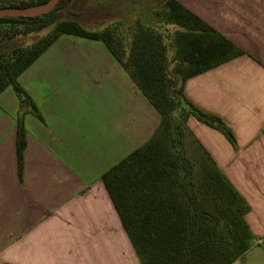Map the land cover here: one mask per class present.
I'll return each instance as SVG.
<instances>
[{
  "label": "crops",
  "instance_id": "crops-1",
  "mask_svg": "<svg viewBox=\"0 0 264 264\" xmlns=\"http://www.w3.org/2000/svg\"><path fill=\"white\" fill-rule=\"evenodd\" d=\"M178 1L243 51L183 85L235 146L193 116L185 124L249 206L251 244L232 264H264V0ZM17 81L42 119L10 86L0 93V264H142L101 175L150 138L159 113L98 40L60 35Z\"/></svg>",
  "mask_w": 264,
  "mask_h": 264
},
{
  "label": "trees",
  "instance_id": "trees-1",
  "mask_svg": "<svg viewBox=\"0 0 264 264\" xmlns=\"http://www.w3.org/2000/svg\"><path fill=\"white\" fill-rule=\"evenodd\" d=\"M0 1V8H26L48 0ZM70 2L58 0L39 15L0 17V50L7 40L33 35L29 44L0 55V93L10 86L19 105L42 119L18 75L60 35L101 41L160 115L150 138L101 175L142 264H232L242 258L252 239L244 220L249 206L195 140L186 119L193 116L233 146L235 139L221 118L183 94L189 77L242 55V49L178 0H163L145 19L96 30L66 15ZM168 25L170 34L160 31ZM22 114L15 133L19 170ZM183 131L195 144L191 151Z\"/></svg>",
  "mask_w": 264,
  "mask_h": 264
},
{
  "label": "rangeland",
  "instance_id": "rangeland-1",
  "mask_svg": "<svg viewBox=\"0 0 264 264\" xmlns=\"http://www.w3.org/2000/svg\"><path fill=\"white\" fill-rule=\"evenodd\" d=\"M163 0H71L65 8L66 15L75 17L85 28L90 30L102 29L110 23L135 20V18L145 19L148 13L153 14L154 10L160 7ZM6 2V1H5ZM3 3V1H0ZM125 27V26H124ZM173 27L168 25V29L160 28V31L172 32ZM33 35L16 37L5 41L4 47L0 50V55L4 49L15 45H27ZM5 54V53H4ZM183 141L191 151L195 148L191 137L183 131Z\"/></svg>",
  "mask_w": 264,
  "mask_h": 264
},
{
  "label": "water",
  "instance_id": "water-1",
  "mask_svg": "<svg viewBox=\"0 0 264 264\" xmlns=\"http://www.w3.org/2000/svg\"><path fill=\"white\" fill-rule=\"evenodd\" d=\"M58 0H48L43 4L19 8V7H1L0 8V17L3 16H30V15H39L50 10L57 3Z\"/></svg>",
  "mask_w": 264,
  "mask_h": 264
}]
</instances>
